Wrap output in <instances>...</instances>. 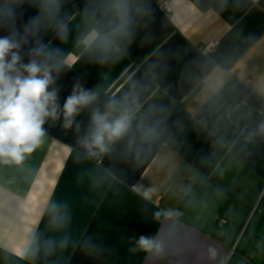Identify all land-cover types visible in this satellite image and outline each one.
Masks as SVG:
<instances>
[{
    "label": "crops",
    "instance_id": "crops-1",
    "mask_svg": "<svg viewBox=\"0 0 264 264\" xmlns=\"http://www.w3.org/2000/svg\"><path fill=\"white\" fill-rule=\"evenodd\" d=\"M169 1L172 14L132 0L130 36L101 57L78 42L110 31L112 0H59L51 21L44 0H22L17 27L39 16L37 38L77 61L61 106L80 82L133 120L98 157L77 143L90 109L80 133L49 121L21 164H0V264H264V0Z\"/></svg>",
    "mask_w": 264,
    "mask_h": 264
},
{
    "label": "clouds",
    "instance_id": "clouds-1",
    "mask_svg": "<svg viewBox=\"0 0 264 264\" xmlns=\"http://www.w3.org/2000/svg\"><path fill=\"white\" fill-rule=\"evenodd\" d=\"M21 3L22 0H0V30L7 32L0 36V164H21L44 142L47 134L44 125L49 121L55 123L62 119L63 129L75 128L80 133L81 123L77 117L86 109H90V120L84 134L77 137V143L90 157L108 154L114 144L129 134L133 112L118 108L115 101L101 110L95 106L96 92L86 89L80 82L73 85L71 94L61 106L57 81L61 73L72 69L77 61L37 38L41 26L39 16L25 24L22 30L17 27ZM58 7L59 0H44L41 11L51 21ZM108 11L110 31L102 33L93 28L78 42L79 46L101 57L107 55L117 38L130 36L132 0H112ZM50 27L61 42L66 40L65 24H50ZM30 39L34 40V45L29 48L25 62L22 51ZM260 131L264 132V124L260 125ZM145 198H148L147 193ZM137 246L145 252L160 250L159 243L143 236ZM209 251L215 254L214 249ZM28 252L25 247L17 255L26 257Z\"/></svg>",
    "mask_w": 264,
    "mask_h": 264
},
{
    "label": "built area",
    "instance_id": "built-area-1",
    "mask_svg": "<svg viewBox=\"0 0 264 264\" xmlns=\"http://www.w3.org/2000/svg\"><path fill=\"white\" fill-rule=\"evenodd\" d=\"M159 8H161L165 13L172 14L174 12V8L171 6V2L169 0H156ZM211 47H207V51H210ZM228 225L225 219L218 221V227L224 228V226ZM235 253V250L232 251L231 255Z\"/></svg>",
    "mask_w": 264,
    "mask_h": 264
},
{
    "label": "trees",
    "instance_id": "trees-1",
    "mask_svg": "<svg viewBox=\"0 0 264 264\" xmlns=\"http://www.w3.org/2000/svg\"><path fill=\"white\" fill-rule=\"evenodd\" d=\"M128 75H130V72H129L127 75H125V76L120 80V82L123 81L126 77H128ZM120 82H119V84H120ZM119 84H118V85H119ZM217 162H218V161H217ZM217 162H216V164H217ZM227 223H228V222H227ZM228 224H229V223H228ZM217 227H218V224H217Z\"/></svg>",
    "mask_w": 264,
    "mask_h": 264
}]
</instances>
